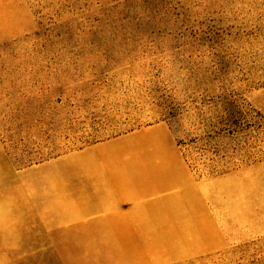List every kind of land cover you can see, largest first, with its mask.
<instances>
[{
  "label": "rangeland",
  "instance_id": "obj_1",
  "mask_svg": "<svg viewBox=\"0 0 264 264\" xmlns=\"http://www.w3.org/2000/svg\"><path fill=\"white\" fill-rule=\"evenodd\" d=\"M228 97L264 117V0H0V208L37 185L40 163L159 123L177 145ZM240 145L186 163L224 248L172 261L161 241L131 258L85 244L93 257L0 264H264V126Z\"/></svg>",
  "mask_w": 264,
  "mask_h": 264
},
{
  "label": "crops",
  "instance_id": "obj_2",
  "mask_svg": "<svg viewBox=\"0 0 264 264\" xmlns=\"http://www.w3.org/2000/svg\"><path fill=\"white\" fill-rule=\"evenodd\" d=\"M27 173L37 185L0 208V259L43 252L89 258L85 244L107 243L124 245L131 258L133 244L161 241L165 259L176 261L228 245L219 231L213 238L207 197L163 124L67 152Z\"/></svg>",
  "mask_w": 264,
  "mask_h": 264
},
{
  "label": "trees",
  "instance_id": "obj_3",
  "mask_svg": "<svg viewBox=\"0 0 264 264\" xmlns=\"http://www.w3.org/2000/svg\"><path fill=\"white\" fill-rule=\"evenodd\" d=\"M197 118L203 129V134L190 136L186 141L177 140L178 146L187 144L192 148H197V150H187L184 154L185 161L191 170L190 160H193L197 155H204L201 150L206 149L207 146L213 148V157L223 158L226 155L234 157L236 151L240 149L243 136L252 127L264 126L262 123L264 117L261 114L233 97L225 98L220 104V109L215 110L213 115L204 117L202 114H198Z\"/></svg>",
  "mask_w": 264,
  "mask_h": 264
}]
</instances>
